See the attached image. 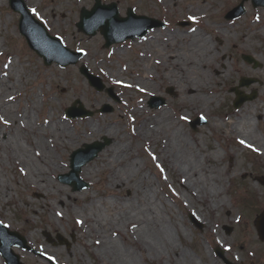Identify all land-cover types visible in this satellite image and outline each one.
<instances>
[{
	"label": "rangeland",
	"instance_id": "obj_1",
	"mask_svg": "<svg viewBox=\"0 0 264 264\" xmlns=\"http://www.w3.org/2000/svg\"><path fill=\"white\" fill-rule=\"evenodd\" d=\"M5 1V5L0 4V66L6 60L15 58L14 63L21 74H13L11 78L14 79V86L0 98V140L4 139V132L15 127L14 121H23L25 109L32 116L30 124L37 127L40 123L52 120V115H57L69 125L71 131L75 126L84 128L87 122L103 121L120 128L115 135L98 132L87 138L73 139L64 145H49L64 170L48 173L46 177L49 176L66 189L67 196L63 201L60 200L63 192L50 188L51 192L46 194L45 190L34 183L27 182L25 177L28 173L22 163L10 162L5 157L3 162L0 161V168L3 169L1 189L6 190V195L0 198V221L7 224L9 229L20 232L28 247H13L19 263L102 264L101 259L95 255L99 245L98 237L86 234L87 223L84 221L85 214L80 213L81 209L92 200L99 204L101 200L107 199L118 202L126 200L139 205L140 190L145 191L151 183V199L163 208L165 219L168 220L171 213L178 215L176 227L170 230L179 252L193 254L198 263L203 253L212 254V260L217 264H264V240L259 238L257 229L258 221L261 220L259 216L264 215V154L253 145L241 143L243 140L240 136L226 132L229 128L227 118L237 112L233 106L235 93L230 89L239 85L241 77L254 80L249 86H243V91L250 93L256 89L258 92L256 99L244 105L259 103L264 107V28L262 35L257 38L246 41L245 36L248 31L264 26V12L261 11L264 5L255 7L251 0L244 1L243 12V7L239 6L243 0H168L167 8L162 6L160 0H102L106 4L115 2L121 16H127L130 8L137 14L148 15L166 23L165 27L153 31H189L200 27L209 37V29L205 25L218 27L222 23L226 24L223 28L229 29V35H223V41L213 35L210 37L214 46L224 50L223 58L227 60L230 71L225 77L218 78L216 67L221 59H212V65L207 68V83L217 87L220 94L205 110L198 111L199 105L184 99L186 92L163 79L165 67L161 63L148 60V54L142 57L147 47L142 39L152 30L145 37L134 39L136 41L127 39L105 46V38L100 31L88 35L77 26L82 8L91 9L95 0L27 2L34 16L45 22L49 35L61 36L63 44L74 50L73 54L53 51V57L64 54L66 64L53 61L46 66L20 33V15L10 7L9 0ZM202 6L207 8L206 12H199ZM240 12L237 18H226V15H238ZM198 18H201V22H198ZM179 22L185 24L180 25ZM245 42L249 47L243 48ZM52 49H57V46L54 45ZM79 49L85 55L78 56L74 61L76 50ZM245 54L255 56L258 66L244 60L242 56ZM84 65L101 77L103 89L98 90L89 82L81 70ZM147 70L155 75L149 78L155 86L152 92L147 93L117 82L144 79ZM254 70H258L260 75L254 74ZM34 95L37 99L33 105ZM154 95L165 99L158 107L150 103V97ZM138 102H141L142 107L149 108L150 114H162V119L165 116L169 120H177L183 128V134L199 153L204 167L219 168L221 179H211L221 189L219 196L223 204L218 209L208 210L207 205L197 197L196 191H189L188 194L182 188V175L162 156V142L147 141L133 133V125L142 120V114L134 110ZM73 109L86 113L68 118L66 112ZM199 116L204 117L206 123ZM192 121H196L197 128ZM257 126L256 134L259 136L264 129L260 124ZM46 136L31 132L22 138V144L30 147L39 138L49 143V135ZM122 136L126 137V143L122 141ZM97 140L107 141V145L95 158L81 165L78 174L86 187L80 191L74 190L71 184L65 183L59 176L72 169L70 156L74 150ZM117 143L123 147L124 159L115 162L116 168L137 161L140 167L134 169V172L138 175L140 173L143 180L139 181L140 177L134 176L135 179L110 185L109 176L113 169L108 167L109 162L105 158H110L111 147ZM231 165L234 166L232 172L229 170ZM87 168L89 170L86 175L84 170ZM4 184L6 187H3ZM197 210L201 214H198L200 218L205 221L198 218ZM27 217L30 219L26 220ZM124 232L127 236L131 235L128 229L122 228L115 233V239L136 251L139 264H174L171 251L165 252L164 259H157L148 256L146 251L142 253L136 242L123 244ZM218 248L223 255L216 251ZM0 257L3 259L1 264H6L1 253Z\"/></svg>",
	"mask_w": 264,
	"mask_h": 264
},
{
	"label": "bare ground",
	"instance_id": "obj_2",
	"mask_svg": "<svg viewBox=\"0 0 264 264\" xmlns=\"http://www.w3.org/2000/svg\"><path fill=\"white\" fill-rule=\"evenodd\" d=\"M26 2L32 4L34 1L26 0ZM160 2L165 8L169 5L168 0H160ZM6 3L5 0H0L1 5ZM199 8V12L207 11L205 6ZM261 11L264 12V9ZM198 22H201V18H198ZM89 25H92V23L89 22ZM223 26H226V24L222 23L218 27H210L207 24L205 28L209 29L210 34H208L210 36L213 35L223 41V35H229V29L223 28ZM263 28L264 26L261 28L256 27L253 31H248L249 33L245 35L246 41L262 35ZM33 30H36V27H33ZM210 36L207 37L199 27V29L194 28L189 31L171 30L161 32L154 30L146 38L142 39V43L147 46L143 51L142 57L148 54V60H156V62L161 63L165 67V72L162 74L163 79L170 84H175L179 90L186 92L184 99L199 105L198 111L205 110L220 94V91L216 90L217 87L209 86L207 83L209 81L207 68L212 65V59H221L219 66L216 67L219 71L218 78L225 77L230 71L227 67V60L223 58L224 50L219 46H214L211 43ZM246 47H249L247 42L243 43V48ZM14 59L6 60L3 66H0V98L14 86V79L11 78L13 74H21L14 63ZM254 74L260 75L258 70H254ZM153 77H155L153 72L147 70L144 79L130 80L128 82L117 81L115 78L114 80L148 93L154 91L155 86L149 80V78ZM34 96L33 105L37 99V96ZM141 102H138L137 106L134 107L135 112L142 114V120L138 124L133 125V133L147 141L162 142V156L164 159H168L170 165L183 176H181L184 179L181 184L182 188L188 194L189 191H196L197 197L207 205L208 210L218 209L223 204V199L219 196L221 189L216 183L211 182V179H221L219 168L204 167L199 153L194 149L193 143L183 134V128L178 125L177 120L172 121L165 118V116L162 119V114H150L151 110L144 108L145 106L142 107ZM22 118L23 121L22 119L14 121L15 127L10 128L8 132H4V139L0 140V161L3 162L5 157L10 162L22 163L27 170L26 173H28L27 177H25L27 182L34 183L45 190L46 194L51 192L50 188H55L57 192H63L62 197H60L61 201L67 196L66 189L49 176L46 177V175L60 172L64 170V166L61 167L59 165V161L56 159L57 155L51 151L52 149L49 148V145L51 143L64 145L65 143H71L73 139L87 138L98 132L115 135L120 130L113 123L103 121L102 123L87 122L84 128L81 129L80 126L76 128L75 126L73 131H71L69 125L57 115H52V120L40 123L39 127H37L30 124L32 116L28 109L24 110ZM255 118H257L258 123L257 120L255 122ZM226 121L229 122V128L226 131L228 134L240 136L245 144L253 145L255 149L260 150L264 154V131L260 132L259 136L256 134L258 124L264 129V107L262 104L243 105L237 109L236 115L228 117ZM31 132H35L40 136L44 135L45 137L48 134L49 143L45 139L39 138L35 140L36 142L32 144L33 146L31 145L32 147L23 145L22 138ZM122 141L126 143V137L122 136ZM124 146L126 147V145ZM111 148L112 154L110 158H105L109 162L108 167L113 169L112 174L109 176L110 185L123 182L126 179H135L134 176L140 177L139 181L143 180L140 173L138 175L134 172V169L136 170L140 167L137 161L124 164L122 165L123 168H116L115 165L117 163L115 162H122L124 159V150L119 143ZM217 153L219 152L217 151ZM233 168L234 166L231 165L229 170L232 172ZM2 170L0 168V183H3ZM87 170L89 168L84 170L86 175L88 174ZM25 178H23V181ZM28 179L31 181H28ZM195 183L197 184L196 186H194ZM3 187H6V185L4 184ZM151 191V183L145 191L140 190L139 205H136L134 201L126 200L118 202L107 199L101 200L100 204L92 200L93 202L91 201L87 207L81 209L80 213L85 214L84 221L87 223L86 234L98 237L99 245L95 249V255L101 259L102 264H139V257L136 251L120 244L115 239V233L120 232L122 228L131 232L130 236H127L124 232V242L122 243L130 244L131 242H136L137 248L142 253L146 251L147 255L152 258L164 259L165 252L171 251L173 252L171 258L174 264H217L216 261L212 260V254L205 255L202 253L200 263H198L195 261L196 258L193 254L187 251L179 252V247L172 240L170 230L176 227L178 215L171 213V217L166 220L163 208H160L152 201ZM4 195H6V190L4 189L3 191L0 184V198ZM198 214L201 215L197 210ZM198 218L205 221L200 216ZM29 219V217L26 218V220ZM222 243L224 244V242ZM2 261L3 259L0 257V264Z\"/></svg>",
	"mask_w": 264,
	"mask_h": 264
},
{
	"label": "water",
	"instance_id": "obj_3",
	"mask_svg": "<svg viewBox=\"0 0 264 264\" xmlns=\"http://www.w3.org/2000/svg\"><path fill=\"white\" fill-rule=\"evenodd\" d=\"M256 6L259 4L264 5V0H254L253 2ZM12 7L21 12L22 18H21V23L19 24L21 27V31L23 34L27 36V39L33 49H35L38 53L42 54L43 48L42 45L40 44L39 41L36 39H33L29 33V30L25 28L24 24L26 21L30 20L31 17L27 12V7L23 0H12ZM243 5L241 4L240 7ZM108 11V15H105L104 17L107 18V20H102L100 19L94 23L95 25L89 26V22L93 20V18L100 12L102 11L97 7L96 9L92 11H84L82 10V21L79 24L80 28L82 31L84 30L85 32L92 34H95L97 29H101V32L104 34L106 38V46H110L111 44L116 42H121V41H126L128 38H135L137 36H143L146 31L149 29L161 25V22L154 21L153 19L150 18H145V16H135V15H129L127 18L120 17L118 15L117 7L115 4H111L109 6H106L105 9ZM232 14V12H231ZM229 14L228 17L230 18H235L241 15V12L238 15H231ZM185 24V23H183ZM39 26V25H37ZM40 27V26H39ZM120 29L119 34L115 33L114 31H117ZM244 58L249 61L253 62L254 59L251 56H244ZM58 60V62L62 63L63 65L66 64L65 59H62V56L58 57H49L46 59L47 64L51 63L53 60ZM77 57L74 58V61H76ZM258 63H256L257 65ZM81 70L84 72V74L90 79V82L92 85L97 87L98 90L103 89V84L101 83V80L95 75H91L88 73L87 69L84 67L81 68ZM251 80L242 78L241 80V85H249ZM232 90H235V93L237 95L235 101H234V106L236 108H239L245 101L255 99L257 96L256 90L253 91L252 94H245L242 91L238 89V87L232 88ZM159 103H153L154 106H159L163 101V99ZM86 112L81 113L80 111H75L74 109L71 111H68V115L70 117H78L82 114H85ZM107 145V141L105 142H100L96 141L92 144H85L84 148H80L76 151L73 152L72 154V170L69 174L67 175H61V179L64 182L70 183L74 190H79L86 187V183L81 180L79 177V172L81 170V165L86 163L87 161L95 158L99 152H101L104 147ZM264 183V181H263ZM1 228V226H0ZM2 232H0V238H2V242L0 243V251L5 255L7 258L8 264H21L19 263V257L14 255L13 252L11 251V248L13 245H20L22 248H27L26 242L24 237H21L18 233L9 231L5 228ZM258 229L260 231V236L262 239H264V216H261V220L258 222ZM10 236H13L17 238V241H12L11 243H5L6 239ZM221 253V251H220ZM17 259V261H15Z\"/></svg>",
	"mask_w": 264,
	"mask_h": 264
},
{
	"label": "snow or ice",
	"instance_id": "obj_4",
	"mask_svg": "<svg viewBox=\"0 0 264 264\" xmlns=\"http://www.w3.org/2000/svg\"><path fill=\"white\" fill-rule=\"evenodd\" d=\"M241 143H243V141H241Z\"/></svg>",
	"mask_w": 264,
	"mask_h": 264
}]
</instances>
